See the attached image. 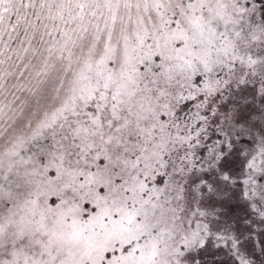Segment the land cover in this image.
<instances>
[{"label": "snow or ice", "instance_id": "1", "mask_svg": "<svg viewBox=\"0 0 264 264\" xmlns=\"http://www.w3.org/2000/svg\"><path fill=\"white\" fill-rule=\"evenodd\" d=\"M0 264H264V0H0Z\"/></svg>", "mask_w": 264, "mask_h": 264}]
</instances>
